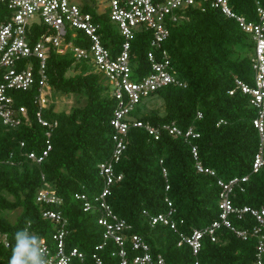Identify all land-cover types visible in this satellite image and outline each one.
<instances>
[{
	"label": "trees",
	"instance_id": "16d2710c",
	"mask_svg": "<svg viewBox=\"0 0 264 264\" xmlns=\"http://www.w3.org/2000/svg\"><path fill=\"white\" fill-rule=\"evenodd\" d=\"M257 1L263 0H229V3L235 12L254 20ZM180 12L185 18L170 25L164 47L177 77L184 80L186 86L167 85L149 95L162 98L163 114L140 112L139 106L144 105V100L130 115L153 125L174 122L182 130L192 127L199 136L185 139L163 130L159 138L154 139L143 128L130 126L125 149L114 162V170L121 173L122 178L111 185L108 196L113 211L130 226L124 233L128 254H133L129 237L138 234L147 242L152 254H161L166 264H193L194 260L189 246L178 245L176 231L161 223L150 224L149 214L165 213L169 208L166 198L174 209L172 219L186 233L218 218L220 187L217 178L227 181L248 175V180L241 184L242 189L236 187L231 194L232 203L264 207V166L251 172L259 144L252 122L256 112L247 94L236 88L235 83V79L251 81L254 41L234 19L209 5L203 10L192 6ZM102 30H110L109 36L102 35L104 43L117 45L120 39H115L117 33H113L109 20L104 22ZM148 48L146 35L137 32L131 41L133 71L149 72L145 59ZM46 74L52 88V103L45 109L44 116L56 120L57 126L51 137L52 149L45 160L37 164L25 154L40 150L45 140V128L33 117L35 89L15 93L17 104L27 106L31 123L17 128L0 127V264H9L14 234L29 222L30 232L51 243V236L59 225L42 216L46 208L60 211L66 218V246H76L85 255L84 260L76 264H95L94 252L101 256L103 264H117L119 258L111 254L116 248L112 240L102 249H94L102 241L98 213L83 211L81 202L74 197L79 192L94 195L103 187L98 164L109 160L112 154L114 129L110 121L117 100L101 73L94 71L86 61L75 62L70 53L51 51ZM133 77L138 78V74ZM72 94L83 97L84 103L69 110L56 108V99ZM21 141L25 146H20ZM191 144L198 149L200 163L213 169L214 176L196 170ZM44 183L55 191L61 203L36 201ZM18 207L21 212L14 222L2 214ZM231 219L238 229L255 224L249 215ZM262 232L264 234V229ZM215 235V241L208 236L202 239L199 252L202 264H255L257 236L248 235L243 239L225 227L218 229ZM262 261L264 263V253Z\"/></svg>",
	"mask_w": 264,
	"mask_h": 264
},
{
	"label": "built area",
	"instance_id": "2783aa9c",
	"mask_svg": "<svg viewBox=\"0 0 264 264\" xmlns=\"http://www.w3.org/2000/svg\"><path fill=\"white\" fill-rule=\"evenodd\" d=\"M0 0V127L17 128L22 124H30L31 119L26 105L17 104L18 91L34 90L32 101L35 105L33 117L45 128L43 147L36 151H26L29 160L40 164L52 149L51 137L56 120L44 116V111L52 103V88L47 79V60L51 51L58 54L70 53L75 62L86 61L94 71L101 73L111 87V95L117 100V107L111 118L114 129L112 140L114 147L109 160L98 164L103 177L102 189L94 195L79 192L74 195L85 212L98 213L97 223L102 227V241L94 249H102L109 240L116 246L111 253L119 259L117 264H166L161 254H152L149 245L142 236L132 234L129 237L132 255L125 248V231L130 227L126 220L112 209L108 202L110 187L122 178L121 173L114 170V162L118 161L125 149V137L130 126L141 127L154 139H158L165 130L174 137L185 139L199 136L192 127L182 130L171 123L153 125L130 115L131 110L145 97L161 87L174 85L185 87L186 82L177 77L169 58L165 41L170 34V25L185 18L181 13L188 7L206 5L220 10L226 17L234 19L243 31L250 34L254 41L251 55V81L235 79L236 88L249 97V104L255 109L252 120L259 136L258 150L252 163V173L264 166V0L256 2V19L248 20L245 15L235 12L229 0ZM90 8H95V16ZM102 8V9H101ZM107 15V19L117 26L122 39L107 45L99 18ZM110 31V30H109ZM143 33L149 42L145 51V59L149 64V72L133 71L130 62L131 41L136 34ZM109 36V34H108ZM83 37V39H82ZM80 42L82 45H76ZM133 74H138L134 78ZM233 91H230L232 93ZM222 120L219 121V123ZM20 146H25L23 141ZM191 153L195 160V168L199 173L214 176L213 169L204 167L198 159V149L191 144ZM165 174V169H163ZM43 178V176H42ZM248 180V175L235 176L227 181L217 178L220 187L218 195L219 216L210 224L201 228H193L189 233L181 231L177 222L172 219L174 212L171 202L166 198L169 208L157 214H149L151 225L161 223L168 225L178 233V245L189 246L194 257L193 264H202L199 252L204 236L216 240V231L225 227L246 239L248 235L258 237L255 264H264V207L248 205L236 206L232 203L231 194L236 187ZM168 185L166 186V189ZM39 203H61L55 191L44 183L36 195ZM144 213L147 214L146 211ZM249 215L255 220L250 228L238 229L233 224L232 216L241 219ZM42 216L59 225L52 234L51 243L45 238L44 249L46 264H76L85 258L78 247L66 246L67 220L60 211L43 209ZM4 238V236H3ZM5 245H8L5 242ZM95 264H103L97 252L92 254Z\"/></svg>",
	"mask_w": 264,
	"mask_h": 264
},
{
	"label": "clouds",
	"instance_id": "9594fccd",
	"mask_svg": "<svg viewBox=\"0 0 264 264\" xmlns=\"http://www.w3.org/2000/svg\"><path fill=\"white\" fill-rule=\"evenodd\" d=\"M30 222L14 234L15 243L9 264H46L44 241L29 231Z\"/></svg>",
	"mask_w": 264,
	"mask_h": 264
},
{
	"label": "rangeland",
	"instance_id": "374dc122",
	"mask_svg": "<svg viewBox=\"0 0 264 264\" xmlns=\"http://www.w3.org/2000/svg\"><path fill=\"white\" fill-rule=\"evenodd\" d=\"M94 3H97L98 5V0H93ZM102 9V8H101ZM90 11L91 13L95 16V11L96 9L95 8H90ZM107 15H102L98 21L101 22L102 24V27H103V24L104 22L108 21ZM110 23V27H113V33H117V36L115 37L118 38V39H122L121 36H119V33L117 31V26L115 25V23L109 21ZM115 29V30H114ZM109 30H107V33L109 34ZM83 39V37H82ZM119 40V41H120ZM119 43V42H118ZM74 44L76 45H82V43L80 42H74ZM252 74V72H251ZM54 97V96H53ZM54 100V99H53ZM144 105L140 107V112H144L145 114L151 112V111H156L160 114H163L164 113V104H163V100L161 97H158V96H153V97H150V96H147L145 97L142 101H144ZM56 104V108H64L66 110H69L72 106H77V105H81L84 103V98L83 97H79L75 94H72L70 96H60L59 99H56L55 100ZM139 112V113H140ZM10 199H12L13 197L11 195L8 196ZM21 212V207H18L16 209H13V210H5L3 211V215L10 221V222H14L17 218V216L20 214Z\"/></svg>",
	"mask_w": 264,
	"mask_h": 264
}]
</instances>
